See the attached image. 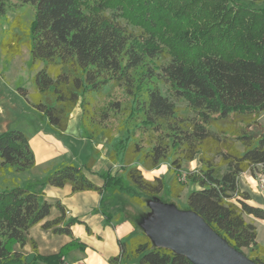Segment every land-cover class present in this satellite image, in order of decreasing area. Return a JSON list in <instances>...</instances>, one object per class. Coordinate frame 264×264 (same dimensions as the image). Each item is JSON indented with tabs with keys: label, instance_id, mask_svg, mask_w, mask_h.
Masks as SVG:
<instances>
[{
	"label": "trees",
	"instance_id": "obj_1",
	"mask_svg": "<svg viewBox=\"0 0 264 264\" xmlns=\"http://www.w3.org/2000/svg\"><path fill=\"white\" fill-rule=\"evenodd\" d=\"M9 1L0 0V16L5 14ZM17 1L34 6L30 38L25 43L20 34L9 30L0 40V50L12 58L20 55L25 45L32 67L42 63L35 67L32 77L34 93L29 96L28 89L22 87L17 91L50 126L64 131L69 114L79 104L83 134L93 141L101 129H107L101 123L109 115L101 112L95 123L96 115L87 97L115 84L134 98L132 111L142 114L141 128L158 133L146 149L138 141L125 139L129 142L122 153L127 186L109 170L100 175L103 184L98 186L74 163L63 164L47 174L42 185L70 184L72 192L99 193L113 187L130 194L133 204L143 206L142 197L159 195L165 182L161 177L146 179L138 166L151 170L169 160L171 168L180 171L183 162L197 156L200 167L186 177L196 185L187 194L186 208L231 247L242 253L246 249L248 259L264 264V246L256 240V227L253 220L245 219L250 216L264 221V207L250 203L249 193L238 187L241 174L254 176L256 168L264 167V130L254 136L247 128L249 121L256 124L264 113V8L234 3L231 12L226 5L234 0H132L127 11L141 29L134 34L117 20L118 15L126 14V7L120 4L114 6L116 12L106 15L102 2L96 3L95 12H86L95 5L83 0ZM207 3H212V8ZM12 25L20 27L17 20ZM231 31L238 35H228ZM216 36L222 47L230 46L227 52L216 46L208 50ZM165 56H169L168 61L153 63ZM153 78L169 86L167 93L172 98L186 102L192 116L178 115L175 102L156 85L144 87ZM112 106L119 108L118 103ZM224 123L228 126L222 127ZM107 130L104 136L111 140ZM114 159L110 155V160ZM135 161L139 165H132ZM34 164L25 133L16 129L0 132L3 174L5 170H29ZM92 164L93 159L84 167L90 169ZM220 166L224 170L218 174ZM183 187L173 178L169 192L178 197ZM52 207L59 214L49 219ZM77 223L85 224L76 217L66 220L63 205L49 202L40 191L15 182L0 188V264L62 263L69 249L84 248L72 236L71 226ZM37 224L44 231L67 235L72 240L57 253L39 255L35 241L28 236ZM26 244L34 253L30 263L26 261L30 253L22 251ZM118 247L119 253L108 259L110 264H126L132 259L136 264H192L171 248L153 246L144 233L118 240Z\"/></svg>",
	"mask_w": 264,
	"mask_h": 264
},
{
	"label": "rangeland",
	"instance_id": "obj_2",
	"mask_svg": "<svg viewBox=\"0 0 264 264\" xmlns=\"http://www.w3.org/2000/svg\"><path fill=\"white\" fill-rule=\"evenodd\" d=\"M83 1H85L87 5H95L92 6L91 9H85L86 12H95V8H98L96 6V3L102 2L104 5L103 10H105L104 13L106 15H110L113 12H116L114 10V6L116 4L123 5L124 7H126V14L118 15L117 20L120 22L121 25L126 26L127 29L133 32L134 34L139 33L141 31L140 24H135L133 14H130V12L127 11L129 5H131L130 2L132 0ZM234 3H244L245 5L256 9L264 8V0H234L233 3L230 2V4L226 5V7L230 8L231 12H233V8L235 7ZM207 5L212 8V3H207ZM216 5L219 6L220 4ZM34 12V6H32L31 4H21L17 0H10L7 5V10L5 11V14L0 16V40L7 35V32L9 30H11V32L13 33L20 34L22 41H25L26 43L30 38V24L34 18ZM14 20L18 21L20 27L12 25V22ZM135 21L137 22V20ZM241 28L242 26H240V29ZM227 34L233 37H236L238 35V33L235 31L227 32ZM217 37L218 36H216L212 44H208V50H210L211 47L216 46L217 49H221V52H227V49H229L230 46H227L225 48L222 47L220 45V42H217ZM200 49H203L204 51L203 47ZM168 60L169 56H165L158 58L157 60L153 61V63L157 65L158 63L166 62ZM36 66L41 67L42 63L37 62ZM35 67H32L30 53L25 45H23L21 48V54L12 58H9L8 56L4 55L0 50V132L10 129H16L27 134L26 132H30V128H38L40 129L41 133L34 137L30 146L33 148L34 151L39 152V154L45 152L49 153L50 150L56 151L57 147V151H60L61 149L59 150V147L61 145L65 149V151H62L67 154L66 156L61 154L60 157L56 159L58 165H55L56 163H51V167L47 171H44L43 165H38V167H35V169L31 168L22 172H9L8 170H5V174H3V172L0 171V188H8L9 186H12L13 182H15L16 185L20 187H26L29 189L32 188L31 190H39L40 187L45 186L42 185V183L43 181H45L47 174L61 166V159L68 160L76 165H83V170L85 169L84 166L91 159H94L93 170H95V172L90 173L89 175L95 181L98 182L103 180L100 175L106 173L109 170L111 172V175L120 177L123 185H129V182L123 170V147L129 145V142L126 143L125 139L129 137L130 142L138 141L140 145L144 149H146L154 141V138L158 135V133H156L150 128H148V130L141 128V121L143 119L142 114L132 111L134 107V98L130 94H128L122 86L115 84H110L106 86L100 94H92L88 95L87 97L88 101L91 104V108L96 115L95 123L99 121V116L101 112L107 111L109 115V118L105 120L104 123H101V125L104 124L105 127L109 129L112 139L107 140V138H105L104 136V131L108 130L101 129L96 134L93 140V143L96 146L100 147L102 150H107V157L109 159L110 155L113 154L115 156L113 162L115 164L114 167L108 169L105 155L101 151V153L98 154V152H96L94 149V144L89 139L83 140L85 142H79L74 139H70V141H67L63 138L59 139L57 134L52 133L50 130L41 129L42 123L45 122V117L41 115L40 112L35 110L23 96L18 94L17 91L18 87H22L28 89L29 96L34 93L32 77L37 70ZM153 85L159 87L160 91L163 94L167 95L172 101L175 102V105L178 107V115L183 117L192 116V112L190 111L186 102L181 100H175L167 93V89L169 86L166 83H163L153 78L150 82L146 83L144 87H151ZM112 103H118L119 108L115 109L112 106ZM79 112L81 115V108L79 104H77L72 109L68 118L70 116H76ZM249 122V126H247L248 131L254 136H257L262 130H264V113L260 115L256 124H254V122L252 121ZM224 124L225 125L222 124V127L228 126V123ZM237 125L239 124L237 123ZM69 131L72 132L71 129ZM227 135L231 136L228 133ZM57 141L60 143V145L57 144ZM215 161H217V158H215ZM132 165L137 166L139 164L137 161H135ZM138 167L141 169L142 174L146 179L152 180L153 176L155 175H158L159 177L163 178L165 182V187L163 191L157 196L149 198L142 197L144 201L143 206L135 205L130 200V204L133 206H137L139 210L136 215L133 214V217L136 218L137 222H143L145 221V219L150 220L149 216L153 219H156V207L161 208L162 211L166 210V208L168 210H175L179 212L188 210L186 208V197L191 189L196 188V185L191 182H188L186 177L188 173L194 172L200 167V163L198 161L197 156L192 161L183 162L180 171H175L173 168H171L169 160L163 161L159 166L151 170H145L141 166ZM223 170V166L217 168L218 174L222 173ZM255 171L256 174L254 176L248 173H243L244 175H249V178H244V181H248V179L250 180V178L254 180L255 182L253 186L250 185V188L252 189L255 187L256 190L261 193L258 188L257 181L259 175L264 174V167H258ZM85 172L87 171L85 170ZM4 178L7 179L5 180V182H3ZM173 178H176L178 180V183L184 184V187L178 197H173L169 192V184H171ZM252 180L250 183L253 182ZM239 184L240 186H242L240 178ZM253 197L263 201V198L261 196L253 194ZM108 202L114 207L122 206V211L131 213V208L129 207V205L127 204V208L124 207L120 202L119 196L117 195L113 197L112 200L109 199ZM105 204H107L106 201L103 203V205ZM245 219L250 220V216H245ZM253 219L255 220L254 225L256 227V240L259 244L264 246V222L260 219ZM32 232L34 233L39 231L35 228V230H32ZM154 241L157 242L156 239H154ZM12 246L18 248L17 244H12ZM23 252L26 253V251L24 250ZM243 253L246 256L248 251L246 249H243ZM134 261L136 262L135 259H132V262Z\"/></svg>",
	"mask_w": 264,
	"mask_h": 264
},
{
	"label": "crops",
	"instance_id": "obj_3",
	"mask_svg": "<svg viewBox=\"0 0 264 264\" xmlns=\"http://www.w3.org/2000/svg\"><path fill=\"white\" fill-rule=\"evenodd\" d=\"M80 116V112L77 113V115L74 117L70 116L68 118L66 129L64 131H58L52 126H50L46 118L45 122L42 123L41 129L50 130L52 133L57 134L59 139L63 138L67 141H70V139H74L79 142H85L83 140L87 138L84 136L82 131ZM70 129L72 132L69 131ZM26 133V136L29 140V144L31 146V142L33 141L34 137L41 132L38 128H30V132ZM91 142L93 143V141ZM57 144L60 145L58 141ZM94 149L96 152H98V154L102 152L105 155L108 169L114 167V161H111L107 157V150H102L95 144ZM57 150L58 147L56 148V151L50 150L49 153L45 152L42 154H39V152L33 150L35 164L32 169H35V167H38V165H43L44 171H47L51 167V163H56L55 165H58L56 159L60 157L61 154L66 156L67 153L63 152L65 151V149L61 145L59 147L60 151ZM66 163L73 162L61 159V166ZM93 165L94 159L90 169L85 168L84 173L91 181H93L96 185L100 186L103 184V180L97 182L89 175L90 173L95 172V170H93ZM77 166L83 168V165ZM85 170L87 172H85ZM153 177L159 176L155 175ZM239 178L240 182L242 183V186H240L239 184ZM239 178L238 187L240 190H244L249 193V202L254 205L264 207V196L259 193L255 187L252 189L250 188V185L253 186L255 181L251 178L250 180L248 179V181H244V178H249V175L247 174H241ZM251 180L253 181L252 183H250ZM31 189L32 188H30V190ZM35 191L42 192L44 194V198L47 199L49 202L59 201L65 209L66 220L69 218L76 217L77 219L85 223H77L71 226L73 239H75L78 243L84 244V248L80 249L78 246L72 247L63 256V262L57 264H110L108 259L119 253L118 240H127L130 237L139 235L141 233H144L148 238H150L147 233L148 231L146 230V225L155 224L156 226L158 221L157 218L153 219L149 216L150 220L145 219V221L143 222H137L136 218L133 217V214L136 215L139 210L137 206H133L130 204V195L116 191L115 189H113V187L107 188L106 190H103L99 193L93 190L72 192L70 184H65L63 187L45 185L43 187H40L39 190ZM253 194L261 196L263 198V201L259 200L258 198H254ZM116 195L119 196L120 202L124 207H126L127 204L129 205V207L131 208V213L122 211V206L114 207L109 204L108 200H112L113 197H115ZM105 201L107 202V204L103 205ZM58 214V210L55 207H52L51 214L48 218H54ZM250 219L253 220V223H255V220L252 217H250ZM85 226L90 229V233L86 231ZM35 228L39 232L33 233L32 230H35ZM28 236L35 241L37 253L43 256L57 253L63 245L71 242L72 240V238L67 235H58L53 234L50 231H44L40 228V224H37L30 228ZM152 245L156 246L155 244H153V242ZM23 250L26 251L25 254L31 252L30 246L28 244H26L22 248V251ZM37 264L45 263L38 261ZM126 264H136V262H132L131 260L128 261Z\"/></svg>",
	"mask_w": 264,
	"mask_h": 264
},
{
	"label": "water",
	"instance_id": "obj_4",
	"mask_svg": "<svg viewBox=\"0 0 264 264\" xmlns=\"http://www.w3.org/2000/svg\"><path fill=\"white\" fill-rule=\"evenodd\" d=\"M155 212L157 224L146 225V230L156 246L171 248L185 255L192 264H257L231 247L196 213L167 208L162 211L159 207ZM33 257L34 253L28 254L27 263Z\"/></svg>",
	"mask_w": 264,
	"mask_h": 264
},
{
	"label": "built area",
	"instance_id": "obj_5",
	"mask_svg": "<svg viewBox=\"0 0 264 264\" xmlns=\"http://www.w3.org/2000/svg\"><path fill=\"white\" fill-rule=\"evenodd\" d=\"M258 188L261 194L264 196V174H260L257 181Z\"/></svg>",
	"mask_w": 264,
	"mask_h": 264
}]
</instances>
